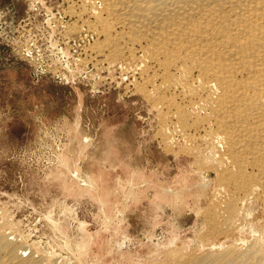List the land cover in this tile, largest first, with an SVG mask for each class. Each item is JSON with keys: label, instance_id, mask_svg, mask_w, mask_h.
<instances>
[{"label": "rangeland", "instance_id": "1", "mask_svg": "<svg viewBox=\"0 0 264 264\" xmlns=\"http://www.w3.org/2000/svg\"><path fill=\"white\" fill-rule=\"evenodd\" d=\"M67 1L0 0V221L60 264H149L264 240L254 200L231 236L209 233L205 207L221 211L225 196L213 149L178 133L165 147L157 107L131 84L138 72L91 59L96 36L71 31L81 21ZM28 44L35 65L20 54Z\"/></svg>", "mask_w": 264, "mask_h": 264}, {"label": "bare ground", "instance_id": "2", "mask_svg": "<svg viewBox=\"0 0 264 264\" xmlns=\"http://www.w3.org/2000/svg\"><path fill=\"white\" fill-rule=\"evenodd\" d=\"M67 2L70 17L81 21L71 31L96 36L87 49L91 59L125 58L138 72L131 84L157 107L165 147L178 133L213 149L205 159L219 180L215 193L225 196L221 211L216 202L205 207L207 225L214 236H231L248 216L247 202L264 206V0ZM4 218L0 264H60L32 249ZM260 237L201 253L175 249L149 264H264Z\"/></svg>", "mask_w": 264, "mask_h": 264}, {"label": "built area", "instance_id": "3", "mask_svg": "<svg viewBox=\"0 0 264 264\" xmlns=\"http://www.w3.org/2000/svg\"><path fill=\"white\" fill-rule=\"evenodd\" d=\"M28 24V22H27ZM26 25V24H25ZM26 27V26H25ZM20 54L27 60H30L31 63L35 65V61L32 58V53H31V46L30 44L24 45L23 48L20 51Z\"/></svg>", "mask_w": 264, "mask_h": 264}]
</instances>
